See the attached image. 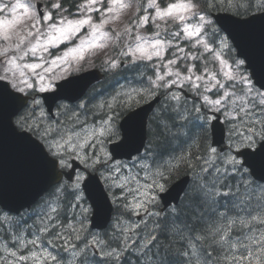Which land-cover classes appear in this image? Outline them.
<instances>
[{"label":"snow or ice","instance_id":"obj_1","mask_svg":"<svg viewBox=\"0 0 264 264\" xmlns=\"http://www.w3.org/2000/svg\"><path fill=\"white\" fill-rule=\"evenodd\" d=\"M209 9L232 15L212 18ZM127 10L136 11L135 27L153 36H133V28L126 27L123 36L132 42L122 45L121 55L138 69L158 61L147 85L141 81L133 91L141 98L159 94L175 112L173 126L181 130L175 165L153 150L151 132L140 155L135 125L117 127L127 103L120 93L93 107L63 104L55 114L57 99H79L77 81L60 85L43 101L34 95L56 87L53 81L61 78L56 67L72 70L69 56L83 60L86 49L106 48L100 41L112 39L115 31L107 26ZM253 11L264 12V0H205L203 5L200 0H48L40 9L22 0H0V119L10 123L26 158L22 187L44 194L38 208L23 214L17 209L25 207L23 198L0 195V264H264V72L258 70L264 44L254 43L258 32L264 35V15L233 18ZM157 21L175 26L166 39L160 38ZM73 39L79 45L63 56L51 51ZM109 63L119 67L116 60ZM221 117L219 131L227 133L223 147L208 144L202 135L213 120L215 134ZM121 130L123 139L109 148ZM181 165L193 173L190 194L162 214L158 200L166 173ZM69 167L66 175L62 169ZM110 204L114 218L106 216ZM98 222L103 230L94 232Z\"/></svg>","mask_w":264,"mask_h":264},{"label":"rangeland","instance_id":"obj_2","mask_svg":"<svg viewBox=\"0 0 264 264\" xmlns=\"http://www.w3.org/2000/svg\"><path fill=\"white\" fill-rule=\"evenodd\" d=\"M166 1L167 0H165L164 2H166ZM9 2H14V0H9ZM22 2L31 3L36 8H37L38 2L43 3V6L48 3L47 0H44V1L43 0H22ZM171 2H179V0H171ZM166 3H168V2H166ZM134 9H135V5H134ZM44 10H47V9L45 8ZM135 17H136V11L135 10H127L124 13H122L121 19L119 22L113 23V24H110L107 26V29H111V30H115V31L112 33V36H113L112 39H109L106 41H100V43H106L107 44L106 48H103V49H100V48L86 49L84 52V59L83 60L78 59V54H77L76 59H74L72 56H69L68 60H67V64H71L72 70L68 73H63L62 69L60 67H56L54 69V72H55V74L60 75L61 78L53 81L54 85L56 84V82L66 78L67 76H70V75L75 74V73H79V72L84 71L86 69L93 68L96 65L103 66L105 68L110 69L111 67H110L109 62L112 60L118 61L119 64L124 63V61H128L127 62L128 64H132L130 62L131 58H128V57L121 55V53L125 50V48L122 47V45H126V44L132 42L131 37L123 36L124 29L126 27L133 28V36L134 35H141L146 39L151 38L153 36L152 31H149L147 28H136L135 27ZM2 18H3V14H0V19H2ZM157 23L161 24V29H160L161 37L160 38L166 39L168 37V33L173 31V29H171L168 26V23H172V22L169 21L167 23V25H165L163 22H160V21H157ZM149 27H151V25ZM0 30H2V29H0ZM88 31H90V29H87V28L84 29V32H88ZM116 33H120L123 38L120 40H116L115 39ZM81 35H83V32L81 33ZM176 43L181 44V40H177ZM62 45H65L63 50L54 52V49H57V48H53L51 51L56 53L58 56H63L64 52H67L70 48L78 46L79 40L73 39L69 43L60 44V46H62ZM45 58L50 59V57H47V56ZM153 63H158V61L153 60V61L149 62L148 65L152 66ZM60 64L65 66V67L67 66V64L64 61H61ZM46 67H47V65H46ZM23 71H25L28 76H33V73H31L28 69H23ZM38 71H40L42 75H47L44 72V70H42V69H38ZM156 71L160 74H163L164 70L161 68H157ZM141 75L146 77V80L143 82V84L145 85V83L149 79L150 75L145 73V72H143ZM45 82H47V81H45ZM120 83L122 85L118 86V90L115 94H113V95H105L104 93H102L100 95L96 94V97L94 95L92 97V100L89 101L90 102L89 106L93 107L94 105L102 104L105 101L111 102L112 97L114 95H116L117 93L122 94L119 97V99L121 102H123V101L129 99L128 95H123V94L128 93V94H131V97H134V96H136V92L133 90L134 89H140V87H141V82L138 81L137 79H135L134 77L129 78L128 80H123ZM126 86H128V87H126ZM36 87L37 88L39 87V83L36 84ZM158 91H162V90H158ZM158 91H155L154 93H156ZM35 93H42V92L36 91ZM146 95H148V94H145L144 96H146ZM105 111H106V109H105ZM89 119L91 120L92 117H89ZM162 124L164 125V123H162ZM116 125H117V121H116ZM176 139L179 140L180 138H176ZM179 155H180V151H179L178 156ZM167 178H168V175H166V179ZM165 189H166V187H165ZM0 246H2V245H0Z\"/></svg>","mask_w":264,"mask_h":264},{"label":"water","instance_id":"obj_3","mask_svg":"<svg viewBox=\"0 0 264 264\" xmlns=\"http://www.w3.org/2000/svg\"><path fill=\"white\" fill-rule=\"evenodd\" d=\"M256 16H260V15H256ZM256 16H252L251 18ZM254 43L259 48L262 44H264V35H261L258 32L254 37ZM246 67H247V63H246ZM258 70L264 72V61L258 63ZM99 79L100 77L97 72H91L77 76L73 78L71 81H77V90L78 93L80 94L79 98H81L85 93V91L87 90V88L94 82L98 81ZM67 82L68 81L62 84H65ZM62 84H59L58 88ZM56 94L57 92L44 94L43 98L55 96ZM58 100L60 99H57L54 102V104ZM76 100L77 99L72 101H76ZM157 102L158 100H155L152 103L137 109L136 111L130 113L127 117H125L121 122V124H124L125 126H127L128 124L135 125L136 134H137L136 135L137 144L143 145L140 147V151L145 145L144 143L146 139V127H147L148 117L150 113L153 111L155 104ZM216 123L217 122L215 121L214 124ZM21 134L31 136L26 132H21ZM218 134H219V127L217 126L216 135ZM122 135H123V131H122ZM25 171H26V158L20 149L17 138L12 132L10 123H8L7 120L0 119V182H2V189H0V195L23 198L24 200L21 202L25 205V207L20 208L19 205H17L18 211L24 208H29L43 195V193L36 195L35 192H28L24 190V188L22 187V183H23ZM182 187L184 188L183 185H177L176 189L180 191ZM96 227H100L99 222Z\"/></svg>","mask_w":264,"mask_h":264},{"label":"trees","instance_id":"obj_4","mask_svg":"<svg viewBox=\"0 0 264 264\" xmlns=\"http://www.w3.org/2000/svg\"><path fill=\"white\" fill-rule=\"evenodd\" d=\"M214 10L216 9H211L209 11L212 12ZM142 73L143 71H140V70H135L129 74H127L124 70L111 71L106 75L105 80L101 83L100 85L101 88H99L100 92L98 94L100 95L104 93L105 95H113L117 92L118 86L122 85L120 83L121 81L128 80L129 78H132V77H140ZM96 94H97V91L92 95V97L94 95L96 97ZM92 97L90 98V100H92ZM143 98L146 100V96H144ZM173 116H175V112H173L171 108L164 107V105L162 104L159 105L156 110V113L153 115L151 119V123H150L151 131L150 132L152 136L155 137L151 145L153 150L156 153H158L163 158V160H167L170 163L175 165L176 163H178V161L173 160L172 157L178 156L179 154V144H180V139H181L180 131L181 130L178 128V126H173V121H172ZM162 123H164V125ZM202 135L207 137V143H208V130L205 129ZM176 138H180V139L178 140ZM170 173H173L172 174L173 180L177 179L178 177L184 174H191L193 177V173L191 171L186 172V169L183 167V165H181L178 169ZM190 188H191V184L185 193V197L183 201L179 205H181L186 200L187 196L190 194L189 193ZM0 236H3L2 232Z\"/></svg>","mask_w":264,"mask_h":264},{"label":"bare ground","instance_id":"obj_5","mask_svg":"<svg viewBox=\"0 0 264 264\" xmlns=\"http://www.w3.org/2000/svg\"><path fill=\"white\" fill-rule=\"evenodd\" d=\"M118 74V73H117ZM117 76V75H116ZM135 79H137L138 81H145L146 80V77L145 76H143V75H141L140 77H134ZM125 86V85H124ZM126 87H128V86H126ZM141 88V87H140ZM117 90H118V88H117ZM100 92V90L98 89L97 90V95H98V93ZM152 99H155V100H158V102H159V105H164V107H166V104H167V101L166 100H164L163 98H162V96L161 95H159V94H157V95H155V98H153V95H146V100H152ZM189 106V108L191 107L190 105H188ZM162 110V109H161ZM165 111H167V110H165ZM166 115V114H165ZM167 116V115H166ZM174 165V164H173ZM172 172V171H171ZM172 174L173 173H166V175H168V178L166 179L167 180V183H166V188L168 187V186H170V185H183L184 186V188L186 189V191L188 190V188H189V186H190V184H191V181H192V179H193V177H192V175L191 174H184V175H182V176H180V177H178L177 179H175V180H173L172 178H173V176H172ZM171 175V176H170ZM173 181H172V180ZM172 181V182H171ZM171 182V183H170ZM169 183V184H168ZM186 191H185V193H186ZM166 192V189H165V191L164 192H161V193H159V196L162 194V193H165ZM182 193V190H180L178 193H174V192H169L168 193V195L170 196V197H177V196H179L180 194ZM158 203H159V211H161V213L163 214V213H166L167 211H169L170 209H172V208H175V206H173L172 204H163L162 202H160V200H158ZM116 214H117V212H115V216H116ZM0 234H1V232H0ZM2 235H4V233L2 232Z\"/></svg>","mask_w":264,"mask_h":264},{"label":"clouds","instance_id":"obj_6","mask_svg":"<svg viewBox=\"0 0 264 264\" xmlns=\"http://www.w3.org/2000/svg\"><path fill=\"white\" fill-rule=\"evenodd\" d=\"M5 47H7V46H5Z\"/></svg>","mask_w":264,"mask_h":264}]
</instances>
